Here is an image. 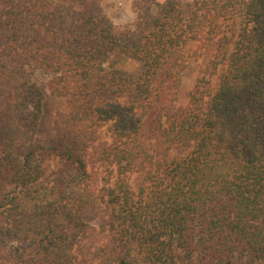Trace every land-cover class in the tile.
I'll return each mask as SVG.
<instances>
[{"label":"trees","instance_id":"obj_1","mask_svg":"<svg viewBox=\"0 0 264 264\" xmlns=\"http://www.w3.org/2000/svg\"><path fill=\"white\" fill-rule=\"evenodd\" d=\"M98 3L0 0V264L264 263V0H134L119 33ZM216 36L178 113L185 45ZM40 70L72 140L40 129Z\"/></svg>","mask_w":264,"mask_h":264},{"label":"rangeland","instance_id":"obj_2","mask_svg":"<svg viewBox=\"0 0 264 264\" xmlns=\"http://www.w3.org/2000/svg\"><path fill=\"white\" fill-rule=\"evenodd\" d=\"M164 0H159L162 3ZM181 3L185 11H191L193 7V0H181ZM220 37L216 36L214 43L209 45L207 48L196 52L198 49L197 41H190L185 45L184 48V58L185 66L180 76V86L178 88L177 97L175 100V109L178 113H181L188 103V92L192 88L197 78L198 70L205 65L208 59L211 57L213 50L215 49L216 44L219 42ZM114 66L123 70L128 71L129 73L135 74L140 69V63L132 59L117 58L115 60ZM51 76L44 71H37L32 76V81L36 84L42 95V115L40 119V129L45 134H48L53 139L58 141H64L63 139L72 140V138L81 133V130L84 126V123H78L71 121L68 117V107L65 99L63 97L53 94L48 88V81ZM143 138L151 146L154 142V132L153 124L149 115H146L141 123ZM99 137L102 139L107 138V133L105 129H99ZM65 142V141H64ZM72 146L74 143L67 141ZM77 146L78 149H81L86 155L92 152V144L80 143ZM87 146V147H85ZM94 146H97V143H94ZM86 149V150H85ZM86 151V152H85ZM172 154L174 156H181L183 153L179 150H173ZM44 171L45 177H53L55 173L64 167V162L58 157L52 155L47 157L44 162ZM223 264H239L237 260H232ZM264 264V263H261Z\"/></svg>","mask_w":264,"mask_h":264},{"label":"clouds","instance_id":"obj_3","mask_svg":"<svg viewBox=\"0 0 264 264\" xmlns=\"http://www.w3.org/2000/svg\"><path fill=\"white\" fill-rule=\"evenodd\" d=\"M98 7L115 33L134 28L139 20L134 0H99Z\"/></svg>","mask_w":264,"mask_h":264}]
</instances>
